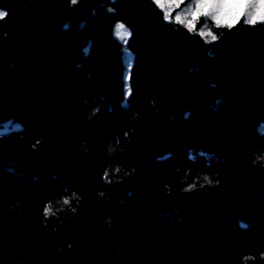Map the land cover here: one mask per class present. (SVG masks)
<instances>
[{
	"label": "trees",
	"instance_id": "16d2710c",
	"mask_svg": "<svg viewBox=\"0 0 264 264\" xmlns=\"http://www.w3.org/2000/svg\"><path fill=\"white\" fill-rule=\"evenodd\" d=\"M186 6L0 0V264H264V23Z\"/></svg>",
	"mask_w": 264,
	"mask_h": 264
},
{
	"label": "snow or ice",
	"instance_id": "6c2138e0",
	"mask_svg": "<svg viewBox=\"0 0 264 264\" xmlns=\"http://www.w3.org/2000/svg\"><path fill=\"white\" fill-rule=\"evenodd\" d=\"M71 2L76 4L78 0H71ZM169 2H173V0H169ZM174 2L179 5L180 3H183V0H174ZM154 3H156L157 6H160L161 0H154ZM253 3L259 5V12L251 19H244V23H264V0H188V4L192 5L196 9L195 13H193L194 20H198L200 16H204L205 18L211 16L212 22L216 27H227L229 29L234 27L235 24L240 21L241 17L250 15V13L247 12V8ZM188 10L187 6L184 9H181L180 13H177L175 17L176 21L183 23V21H180V15ZM213 13L215 14L213 15ZM6 15V12L0 11V19L4 18ZM165 19H169L168 11H165ZM208 27L209 25L206 19L204 28ZM188 29L189 31H193L195 29V24L190 23L188 25ZM117 34L121 37V39H124L125 42L126 38L130 35L129 31L122 24L117 26ZM198 34L201 35L202 38L207 34L211 36L212 40L218 39V37L210 30L208 33H205L203 28L198 32ZM64 203L67 204L69 201L65 200Z\"/></svg>",
	"mask_w": 264,
	"mask_h": 264
},
{
	"label": "rangeland",
	"instance_id": "374dc122",
	"mask_svg": "<svg viewBox=\"0 0 264 264\" xmlns=\"http://www.w3.org/2000/svg\"><path fill=\"white\" fill-rule=\"evenodd\" d=\"M186 2V0H183V3H185ZM183 3H180L179 5H177V3L176 2H174V0H173V2H169V0H161V5H160V7L161 8H163L165 11H168L169 12V19L170 20H172L173 19V15H172V13H174V11L175 10H177L178 8H180L181 6H182V4ZM185 8V7H184ZM195 11H196V9H195V7H193V9L191 10V12H189V11H185V12H183L184 14H181L180 15V21H183V23L182 24H184L186 27H188V25L190 24V23H192V24H195L196 25V23H197V21L198 20H194L193 19V13H195ZM247 12L248 13H250V15H246V17L248 18V19H251L252 17H254V16H256L257 14H258V12H259V5L258 4H256V3H253L252 5H250V6H248V8H247ZM177 13H180V11H177ZM177 13H176V15H177ZM215 13H213V15H214ZM176 15H175V17H176ZM168 19V20H169ZM175 19V18H174ZM199 19V18H198ZM176 20V19H175ZM181 23V22H180ZM204 30V32L205 33H208V31L210 30V29H203ZM211 31V30H210ZM212 32V31H211ZM213 33V32H212ZM207 40H209V41H214V40H212L211 39V36L210 35H205L204 36ZM208 180V179H207Z\"/></svg>",
	"mask_w": 264,
	"mask_h": 264
}]
</instances>
